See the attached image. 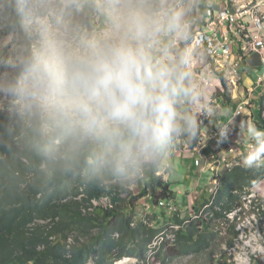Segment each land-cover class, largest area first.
<instances>
[{
    "label": "clouds",
    "instance_id": "9594fccd",
    "mask_svg": "<svg viewBox=\"0 0 264 264\" xmlns=\"http://www.w3.org/2000/svg\"><path fill=\"white\" fill-rule=\"evenodd\" d=\"M198 7L194 0H0V196L70 183L132 190L172 171L178 141L193 145L206 134L219 147L236 128L247 144L245 169L264 168V129L250 117L237 124L212 103L205 81L220 86L222 77L235 89L239 76L233 85L208 71L212 53L196 38ZM249 102L245 96L236 115ZM206 192L210 186L202 198ZM147 197L150 213L140 218L151 225L153 211L167 219L177 211L176 198L154 204ZM196 215L202 229L200 209ZM162 216L146 262L168 225L177 242L180 225ZM128 258L136 257L114 264Z\"/></svg>",
    "mask_w": 264,
    "mask_h": 264
},
{
    "label": "trees",
    "instance_id": "16d2710c",
    "mask_svg": "<svg viewBox=\"0 0 264 264\" xmlns=\"http://www.w3.org/2000/svg\"><path fill=\"white\" fill-rule=\"evenodd\" d=\"M220 80L223 90L219 96L222 101H229L226 81L222 77ZM262 108L259 105L254 113L260 128H264ZM198 144L187 145L194 148ZM220 175L222 189L208 205L210 218L231 212L245 188L264 179V168L245 169L238 164L224 168ZM170 184L155 173L141 181L136 191L118 188L106 191L89 183H70L44 193L0 196V264H88L90 261L114 264L125 256L147 264L149 244L163 228L161 214L165 221L168 219L167 213L153 211L151 225L147 221L149 216H137V201L148 195L154 204L175 199ZM124 191L127 194L121 195ZM103 198L109 200L108 205L95 204ZM205 204L207 200L201 203ZM194 209L198 212L200 207ZM170 219L180 225L176 241L181 254L205 251L208 242L203 233H198L194 225L185 229L178 213ZM197 220L203 228L207 227L209 219L198 217ZM164 246L162 242L161 248Z\"/></svg>",
    "mask_w": 264,
    "mask_h": 264
},
{
    "label": "rangeland",
    "instance_id": "374dc122",
    "mask_svg": "<svg viewBox=\"0 0 264 264\" xmlns=\"http://www.w3.org/2000/svg\"><path fill=\"white\" fill-rule=\"evenodd\" d=\"M194 2L196 1L194 0ZM217 75L218 74H216V76ZM238 83L239 86H241L240 80H238ZM228 87V96L232 98L235 92L230 85H228ZM208 88L210 89L212 103L220 109V100L217 97H219V93H222L223 88L214 83H210ZM261 91V94H258L256 106L259 107V105H261L263 107L262 119L264 120V98H262L264 87ZM252 101L250 97L247 108L253 103ZM205 121L207 120L205 119ZM205 121L204 123L206 124L207 122ZM253 121L256 123L254 118ZM232 135L230 136V141L233 146H230L228 149L229 155L223 156L222 158V160H225L224 163L226 165L220 170V174L224 168H231L238 164L243 166L241 162V153L247 150V144L236 143V140L232 139ZM178 143L179 145L183 144L182 142ZM215 151L218 152L220 150ZM169 172L170 171L157 172L156 174L161 175L162 179L166 180ZM213 174V172H210L211 176H213ZM221 177V175H217L216 181H214L216 184H210L212 192H206L204 195L206 196L205 198H202V195H194L192 202L184 201L185 207H183L180 213L178 210L182 208V202H175V205H177V211L175 213H179L180 219L184 222L185 229H189L194 225L196 229L205 236L208 242V247L205 251L200 253L181 254L177 242L172 241V237L175 235L174 226H169L168 222H166L168 226L161 236L158 237L159 239L155 240L153 250L148 252L147 264H264V179L251 188H245V191L241 193L234 209L226 213L224 217L214 216V218H210L207 227L202 229L196 223L197 215L193 205L195 204L197 207H200L201 217L204 218V215L206 216L209 213L208 204L214 199L218 191L222 189V186H220V189L218 188ZM137 189L136 186L132 191H136ZM120 193L121 195L127 194L126 191ZM204 199H207L208 204L202 206L201 202H203ZM148 201V197L138 201L136 207L138 217H144L150 213L148 212L149 209L146 208ZM98 204L106 206L109 204V200L103 198ZM154 206L158 207L157 205ZM168 216L173 218L174 214H168ZM210 217H212V214ZM205 220L207 221V219ZM168 221H170V219H168ZM161 237H163L162 241L166 244L164 248H160ZM195 238H197V236H195ZM158 252L160 254H158ZM128 259L129 260H125L121 264L141 263L137 258Z\"/></svg>",
    "mask_w": 264,
    "mask_h": 264
},
{
    "label": "crops",
    "instance_id": "0c3cea01",
    "mask_svg": "<svg viewBox=\"0 0 264 264\" xmlns=\"http://www.w3.org/2000/svg\"><path fill=\"white\" fill-rule=\"evenodd\" d=\"M218 9H221V6H218ZM238 79L241 86L233 89L235 93L229 101L225 102L220 96L217 97L220 100V110L227 111L230 116H236L237 124L241 118L250 117L252 120L254 118L258 94H261L264 87V49L253 51L247 55ZM245 96L251 97L253 103L249 105V108L245 107L239 112L240 114L236 115L235 111ZM221 120L224 123L231 122L223 116H221ZM237 132L238 128L234 129L233 135H231L232 139L240 144L242 142L238 140ZM206 138L205 134L195 149L189 148L187 144L179 145L178 143L179 146L171 157L173 168L166 179L168 178L171 182L170 188L175 191L176 200L182 202V208L185 207L184 201L192 202L194 195H202L204 189H208L212 179L216 178L223 166L226 165L222 160L223 156H228V149L233 146L231 139L216 147L215 140L208 141ZM215 150L220 151L216 152ZM210 172L214 173L213 176L210 175Z\"/></svg>",
    "mask_w": 264,
    "mask_h": 264
},
{
    "label": "built area",
    "instance_id": "2783aa9c",
    "mask_svg": "<svg viewBox=\"0 0 264 264\" xmlns=\"http://www.w3.org/2000/svg\"><path fill=\"white\" fill-rule=\"evenodd\" d=\"M195 1L200 5L196 10L200 18L196 38L203 39V46L212 53L208 71L225 76L228 83L236 85L244 56L264 49V32L257 29L258 23L264 24V0H205L204 4L202 0ZM205 83L209 85L208 80Z\"/></svg>",
    "mask_w": 264,
    "mask_h": 264
}]
</instances>
